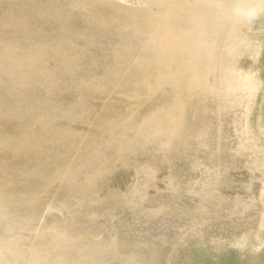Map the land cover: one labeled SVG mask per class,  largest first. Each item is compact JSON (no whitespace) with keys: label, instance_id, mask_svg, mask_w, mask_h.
I'll use <instances>...</instances> for the list:
<instances>
[{"label":"bare ground","instance_id":"bare-ground-1","mask_svg":"<svg viewBox=\"0 0 264 264\" xmlns=\"http://www.w3.org/2000/svg\"><path fill=\"white\" fill-rule=\"evenodd\" d=\"M256 22H230L215 0H0L9 264H182L186 243H237L259 217L241 67ZM52 205L65 220L49 215L35 239Z\"/></svg>","mask_w":264,"mask_h":264},{"label":"rangeland","instance_id":"rangeland-1","mask_svg":"<svg viewBox=\"0 0 264 264\" xmlns=\"http://www.w3.org/2000/svg\"><path fill=\"white\" fill-rule=\"evenodd\" d=\"M257 21L259 22H256L251 31L253 48H250L251 50L248 49L249 51L247 52L244 51L241 60V67L242 69H245L242 71V75H245L246 73L251 74L253 81L255 82V92H252L254 94L253 96L255 103L251 106L252 112L250 114L249 133L251 138H253V142L256 143L259 148H256L257 156L255 159L253 158L254 161L252 163H249L250 168L247 169L253 175V178L256 179V181L253 182V187L256 189L252 187L253 191L258 190L261 186V184L258 183L264 180V16H262ZM253 71L257 76L254 75ZM122 76L125 77V75ZM104 98V100L102 98L99 99L102 101H100V104H102L104 101L107 102L109 97L106 96ZM50 125H53V123ZM127 178L130 180H127ZM127 178L126 183L128 181V186L132 187V189L135 191L139 186L138 178L134 176L131 177V175ZM115 184L121 189V183ZM253 191L252 196L255 195L254 208L259 213V217L254 221L251 219V225H248L246 228H243V226L240 230H238L240 232V238L237 243L234 245L233 243H230L226 251H222L221 253L215 251L214 249L204 247V244L201 240H194L192 243H186L185 245L187 247L188 253L184 256V261L182 260V264H264V204H260L257 197V191H254V193ZM152 206L153 204L150 207ZM117 208L120 209H114V211H112L114 216L120 215V212L128 211V208L124 205L122 207L118 206ZM153 210H155V208H153ZM44 213L50 214H47V216L45 218L43 217L41 220L38 219L35 221L36 230H33L35 231L34 236L36 235L35 239L45 238L46 233H48V230H50L49 228H51L50 232L53 231L54 225L51 226L53 222L47 221L49 215H53L56 219H58V221L65 220V211L60 208L57 209L53 205L49 210L44 209ZM44 213L42 215H44ZM169 221L172 225V220L169 219ZM39 222L41 225H46L47 222L50 223L48 229L41 230V228H39L41 226ZM164 222L166 225H164ZM167 222L168 219H163V221L160 222L153 221L152 225L155 226L158 233L162 234L164 232L163 230H165L164 227L167 226ZM4 234L5 235H1L0 230V264H9L10 261L7 260L9 258L6 256L8 253H5V245L8 241H12L15 238V234H8L6 232H4ZM6 235H8V238L4 237ZM42 255L44 257L50 256L46 251H43ZM49 258L56 259V257L53 256H50Z\"/></svg>","mask_w":264,"mask_h":264},{"label":"clouds","instance_id":"clouds-1","mask_svg":"<svg viewBox=\"0 0 264 264\" xmlns=\"http://www.w3.org/2000/svg\"><path fill=\"white\" fill-rule=\"evenodd\" d=\"M217 10L240 26L254 24L264 16V0H215Z\"/></svg>","mask_w":264,"mask_h":264}]
</instances>
